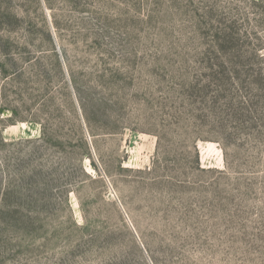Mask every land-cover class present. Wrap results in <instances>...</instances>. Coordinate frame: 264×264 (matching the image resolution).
Listing matches in <instances>:
<instances>
[{
    "label": "rangeland",
    "instance_id": "374dc122",
    "mask_svg": "<svg viewBox=\"0 0 264 264\" xmlns=\"http://www.w3.org/2000/svg\"><path fill=\"white\" fill-rule=\"evenodd\" d=\"M0 264H264V0H0Z\"/></svg>",
    "mask_w": 264,
    "mask_h": 264
},
{
    "label": "trees",
    "instance_id": "16d2710c",
    "mask_svg": "<svg viewBox=\"0 0 264 264\" xmlns=\"http://www.w3.org/2000/svg\"><path fill=\"white\" fill-rule=\"evenodd\" d=\"M21 121H23V120H21ZM45 134H46V133H45V132H43V135H44V136H45Z\"/></svg>",
    "mask_w": 264,
    "mask_h": 264
},
{
    "label": "bare ground",
    "instance_id": "6f19581e",
    "mask_svg": "<svg viewBox=\"0 0 264 264\" xmlns=\"http://www.w3.org/2000/svg\"><path fill=\"white\" fill-rule=\"evenodd\" d=\"M13 127V126H12Z\"/></svg>",
    "mask_w": 264,
    "mask_h": 264
}]
</instances>
